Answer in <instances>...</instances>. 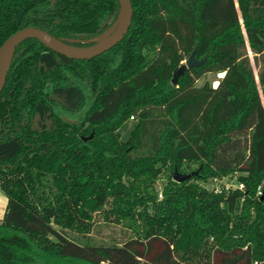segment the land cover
<instances>
[{"label":"trees","instance_id":"1","mask_svg":"<svg viewBox=\"0 0 264 264\" xmlns=\"http://www.w3.org/2000/svg\"><path fill=\"white\" fill-rule=\"evenodd\" d=\"M129 2L126 32L99 55L35 38L11 53L0 264H264V0ZM118 11V0H0V44L32 26L86 46ZM191 53L197 64L171 84ZM207 73L223 75L196 86ZM174 170L196 173L176 182ZM222 178L235 185H204ZM95 213L132 234L90 242Z\"/></svg>","mask_w":264,"mask_h":264},{"label":"water","instance_id":"2","mask_svg":"<svg viewBox=\"0 0 264 264\" xmlns=\"http://www.w3.org/2000/svg\"><path fill=\"white\" fill-rule=\"evenodd\" d=\"M118 4L119 11L114 22L118 19L119 16L120 19L118 24L116 25L115 31L106 40L100 43L95 41V39L97 38L96 37L93 40L86 41L90 43L89 45L76 46L72 44V42H75L74 40L57 39L51 36L46 31L32 26L23 27L10 34L0 44V91L3 86L4 76L8 67L11 53L14 47L24 39L35 38L40 43L44 44L46 47L50 48L54 52H57L73 59H89L109 49L122 38L123 34L126 32L131 18V6L129 0H118ZM6 59L7 63L5 65ZM196 64L197 62L193 59L191 53L184 61V64L179 65L173 71L170 79L171 84L176 83L177 77L183 72L185 68ZM222 75L223 74H221L220 77ZM195 173L196 171L181 173L174 170L172 173V179L176 182H181L185 179H188Z\"/></svg>","mask_w":264,"mask_h":264},{"label":"rangeland","instance_id":"3","mask_svg":"<svg viewBox=\"0 0 264 264\" xmlns=\"http://www.w3.org/2000/svg\"><path fill=\"white\" fill-rule=\"evenodd\" d=\"M75 42H81L82 40L79 39H73ZM246 52L250 58V62L252 63V53L246 49ZM185 60H182V64H184ZM254 68V73H255ZM221 74H213V73H207L204 74L199 80L196 81V86H199L203 83H208L211 86H215L218 78ZM134 120H126L124 121L118 131L119 136L121 139H125L132 126H133ZM163 181V177L157 179L156 183L154 182V186L160 187L161 183ZM207 188H213L215 190L219 189L221 185L224 187H233L235 185L233 180H227L226 178L222 179H216L208 181L204 184ZM6 203V196L4 192L0 189V218L2 217V214L4 212ZM132 232L129 230V228L125 227V224L123 223H115L112 220L110 221H103L101 213H95L93 217V225L92 228L86 238L89 239L90 242L95 244H110L114 242H119L123 237L131 235ZM77 238V236H75Z\"/></svg>","mask_w":264,"mask_h":264},{"label":"bare ground","instance_id":"4","mask_svg":"<svg viewBox=\"0 0 264 264\" xmlns=\"http://www.w3.org/2000/svg\"><path fill=\"white\" fill-rule=\"evenodd\" d=\"M120 19V16L118 17V19L116 20V22L113 24V26L111 28H109L106 32H104L98 39H96V42H103L104 40H106L114 31L116 28V25L118 24ZM7 63V59L5 61V65Z\"/></svg>","mask_w":264,"mask_h":264},{"label":"built area","instance_id":"5","mask_svg":"<svg viewBox=\"0 0 264 264\" xmlns=\"http://www.w3.org/2000/svg\"><path fill=\"white\" fill-rule=\"evenodd\" d=\"M131 119H132V117L130 116V117H129V120H131ZM238 188H241V184L238 185ZM257 193L259 194L260 191H257Z\"/></svg>","mask_w":264,"mask_h":264}]
</instances>
